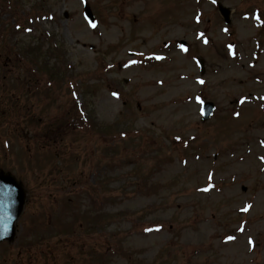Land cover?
Wrapping results in <instances>:
<instances>
[{
    "label": "rangeland",
    "instance_id": "obj_1",
    "mask_svg": "<svg viewBox=\"0 0 264 264\" xmlns=\"http://www.w3.org/2000/svg\"><path fill=\"white\" fill-rule=\"evenodd\" d=\"M0 167V264H264V0H0Z\"/></svg>",
    "mask_w": 264,
    "mask_h": 264
},
{
    "label": "water",
    "instance_id": "obj_2",
    "mask_svg": "<svg viewBox=\"0 0 264 264\" xmlns=\"http://www.w3.org/2000/svg\"><path fill=\"white\" fill-rule=\"evenodd\" d=\"M220 11L226 20H229L230 10L220 6ZM88 17L93 21V14L88 9ZM202 63L203 60H202ZM206 106V105H205ZM214 109L212 103H208L204 109L205 118H208ZM26 190L10 172L0 170V240L12 241L16 234V222L23 212Z\"/></svg>",
    "mask_w": 264,
    "mask_h": 264
},
{
    "label": "trees",
    "instance_id": "obj_3",
    "mask_svg": "<svg viewBox=\"0 0 264 264\" xmlns=\"http://www.w3.org/2000/svg\"><path fill=\"white\" fill-rule=\"evenodd\" d=\"M42 70H44L45 72L49 73L50 75H52V70L48 69L47 66H45L44 68H42ZM56 75H57V71H56ZM59 75V74H58ZM48 127V126H47ZM45 131L43 130V133ZM32 227L33 229L36 228L37 226H39V222L36 221H31Z\"/></svg>",
    "mask_w": 264,
    "mask_h": 264
},
{
    "label": "snow or ice",
    "instance_id": "obj_4",
    "mask_svg": "<svg viewBox=\"0 0 264 264\" xmlns=\"http://www.w3.org/2000/svg\"><path fill=\"white\" fill-rule=\"evenodd\" d=\"M93 27H95V25L93 24ZM183 47V46H182ZM199 83H201V84H203L204 83V81L203 80H200L199 81ZM113 95H116V93H113ZM245 211L247 210V209H244Z\"/></svg>",
    "mask_w": 264,
    "mask_h": 264
}]
</instances>
